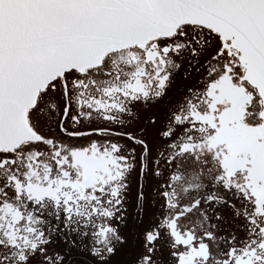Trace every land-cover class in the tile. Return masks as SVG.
Listing matches in <instances>:
<instances>
[{"label": "snow or ice", "instance_id": "6c2138e0", "mask_svg": "<svg viewBox=\"0 0 264 264\" xmlns=\"http://www.w3.org/2000/svg\"><path fill=\"white\" fill-rule=\"evenodd\" d=\"M0 264H264V0H0Z\"/></svg>", "mask_w": 264, "mask_h": 264}]
</instances>
